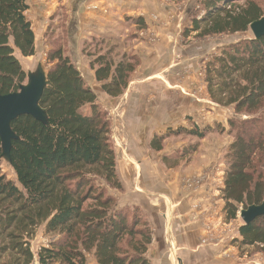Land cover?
<instances>
[{
  "label": "trees",
  "instance_id": "obj_1",
  "mask_svg": "<svg viewBox=\"0 0 264 264\" xmlns=\"http://www.w3.org/2000/svg\"><path fill=\"white\" fill-rule=\"evenodd\" d=\"M27 0H0V93L18 91L27 73L15 55L35 53V32L26 16ZM197 14L183 38L246 33L250 23L264 15L259 0H199ZM142 30L141 16L132 18ZM82 53L104 93L115 98L128 87L139 64L132 47L126 50L117 35L99 34L82 42ZM46 82L38 105L45 122L30 114L11 120L9 165L16 181L2 171L0 140V264H151L147 256L153 242L152 224L136 204L121 205L111 191H122L111 121L98 103L61 37L47 51ZM210 99L232 106L228 120L233 140L225 155L221 187L225 220L237 218L241 208L264 200V35L242 37L210 55L204 65ZM214 126L179 125L154 135L150 146L161 150L162 141L176 134L203 139ZM190 148L181 154L195 150ZM172 167L174 155H164ZM44 226L51 236L36 252L31 238ZM238 249L264 250V214L238 226ZM244 250V249H243Z\"/></svg>",
  "mask_w": 264,
  "mask_h": 264
},
{
  "label": "rangeland",
  "instance_id": "obj_2",
  "mask_svg": "<svg viewBox=\"0 0 264 264\" xmlns=\"http://www.w3.org/2000/svg\"><path fill=\"white\" fill-rule=\"evenodd\" d=\"M27 1L30 5L26 11V16L31 21L32 29H35L38 34L41 33V35L37 40L38 47L35 49L33 55L23 57L18 51L15 52L25 72H35L40 67L44 68L46 71L51 66V64L46 61V54L51 48L53 40L60 36L62 42L64 37L67 54L74 60V63L88 83L91 78L89 74L91 69L89 67L88 57L82 53V42L85 39H91L92 36H99V34H114L120 37V41L124 44L126 50L132 47L139 58V64L131 76L127 90L122 95L115 98L122 99L124 96L127 97V95L124 94H129L130 96L133 93L136 97L147 99L145 100V104H149L151 101L149 105L150 108L155 104V106H161L159 111L169 112L166 114H172V116L183 113L184 119L181 120L180 124L175 121V123L170 124L167 130L169 128L175 130L179 125L189 128L194 124H197L202 129L205 125L214 126L213 129H216L215 124L217 123L225 128L224 132H209L205 138L200 140L194 136L188 137L186 134L170 135L162 141V147L164 149L161 153L174 155L177 162L176 166L180 165L182 169L185 168L186 173H189L191 178L185 181V186L189 190L192 191V189L200 187L202 178H207V176L213 178V181L216 182L217 186L212 189L210 193L211 198L209 205L213 207L212 210L216 217L215 224L218 226L216 228V225H204L203 236L205 237L203 238V244L209 245L217 240V242H221L223 239V245L226 243L227 248L232 250V248L229 247V245H231L234 250H236L235 256L238 259L240 258V260L237 261L239 264H264V250H257L252 247L238 249L237 243L233 240L234 236L237 234L238 226L243 222L239 213L236 219L231 221L225 220L221 187L223 185V171L226 166L224 157L230 146L229 144L233 140V135L229 134L226 129L228 128V120L235 117L237 114H234L232 106L219 105L210 99L204 71V65L210 55L218 52L224 45L233 43V41L242 37L252 35L251 31L248 30L246 33H235L233 35L221 34L218 36H207L203 38L190 37L184 39L182 36L183 31L190 24L192 16L198 13L199 0H159L158 7L156 6V2L154 3L153 0H148V9L152 12L150 15L151 18L156 17L160 7L169 18L173 19L175 17L181 20V29L178 33L164 40L160 34L153 35L148 31L149 22L146 20V26L140 30L132 19L134 17H141V15L136 14H128L124 15V17L120 16L118 23L119 28H117L116 32H109V34L102 33L103 31L80 33L79 19L77 27L73 28V31L69 30V19L72 16L69 0ZM259 3L264 9V0H259ZM41 4L43 5L41 6ZM42 7L43 10L47 7L45 14L42 16L43 20L40 14ZM154 13L157 14L155 15ZM152 15L154 16L152 17ZM41 22L43 23L42 25ZM144 36H147V42L139 43L138 40L143 39ZM146 46L152 47L147 48ZM29 58L30 62L27 61ZM146 81H152L157 85V88L152 86L154 84L147 86ZM95 84L96 86L94 89H96L95 93L98 103L103 106L108 119L111 121V141L116 156H118L126 143L121 136L122 133L120 129V125L122 124V109L120 111L118 107H122L125 103L119 102L117 103L118 107L113 109L112 104L107 102V98L109 97H107L100 88V84L98 82H95ZM110 100L112 99L110 98ZM112 103L115 105L114 102ZM135 105L134 109H136V113L141 118H145L146 113L141 110L143 106H138V104ZM162 128L157 132H160ZM152 134L150 133L149 135L146 134V136L140 137L137 144L139 146L145 145L146 148L149 139L153 137ZM193 143L198 146L195 150L191 151V153L186 152V154L179 155L181 150L185 151L190 148V145ZM147 152L151 156L154 155L150 151ZM1 167L8 179L17 182L14 170L9 165L5 156H1ZM193 167L196 169L199 167L201 168L196 171L188 170ZM167 168H169V166H167ZM111 192L118 197L119 191ZM227 227L226 236L223 230ZM217 229L223 232H218ZM50 239L51 236L45 233L44 226H40L35 235L30 239L32 251L36 252L41 246L47 245ZM176 248L177 247L172 243H169L168 247L162 251V258L160 261L164 259L163 255L165 253L171 259L169 264H179L175 255ZM149 255L152 257V261L158 259V249H155V247L151 248L149 250ZM95 262L94 257L88 255L86 264H95ZM33 264H37V261H34Z\"/></svg>",
  "mask_w": 264,
  "mask_h": 264
},
{
  "label": "crops",
  "instance_id": "obj_3",
  "mask_svg": "<svg viewBox=\"0 0 264 264\" xmlns=\"http://www.w3.org/2000/svg\"><path fill=\"white\" fill-rule=\"evenodd\" d=\"M153 1L156 2L158 7L159 0ZM28 4L30 5L29 2ZM148 4V0H69L72 12L69 19V30L73 31L72 29L77 27L79 19L80 33L103 31L102 33L109 34V32H116L119 28L120 16L136 14L144 16L145 20L149 22L148 31L153 35L160 34L164 40L180 31L182 23L179 18H169L160 7L157 11L158 14L154 13L156 17L151 18L152 12L148 9ZM41 9L40 14L43 20L42 16L45 14L47 7L45 10H43V7ZM33 31L35 32L34 46L36 49L38 47L37 40L41 33L38 34L35 29ZM146 37L144 36L138 42H147ZM27 61L30 62V58ZM43 70L45 71L44 68ZM89 74L91 78L88 83L94 89L97 81L92 70L89 71ZM151 84H154L152 86L157 88V85L152 81H146L147 86ZM94 91L96 92V89ZM124 95H127V97L124 96L122 99H114L106 95L109 97L107 102L112 104L113 109L118 107L117 103H125L122 107H118L120 111L122 109L121 136L126 142L123 150L116 156L117 172L123 186V190L118 192V200L121 205H139L151 222L153 242L149 250L155 247L159 252L158 259L152 261L148 250L147 256L150 258L151 264L170 263L171 259L165 253L163 255L164 259L160 261L162 251L168 247L169 243L177 247L175 255L179 264H239L237 261L240 258L238 259L235 256L236 250L229 244L232 250L226 247V243L223 245V239L221 242H217V240L209 245L203 244V238L205 237L203 236L204 225H216L213 207L209 205L211 190L217 186L213 178L208 176L202 178L200 187H196L191 191L185 186V181L191 178L189 173L185 172V168L182 169L180 165L167 168V165H165L166 163L162 157L168 155L161 153L164 148L154 150L150 146L151 138L146 148L145 145L139 146L137 144L139 138L146 136V134L161 135L175 121L180 124L181 120L184 119L183 113L172 116V114H166L169 112L159 111L161 106H155L154 104L150 108L151 101L149 104H145V100H147L145 98L136 97L133 93L130 96L129 94ZM135 104L143 106L141 110L146 113L145 118H141L136 113ZM161 128L162 130L157 132ZM147 151L154 155L151 156ZM201 167L197 169L193 167L188 170L196 171ZM217 226L215 227L217 228ZM227 229L228 227L225 230L222 229L225 231V235ZM223 231L218 232L222 233ZM235 238H238V233L234 236ZM95 264L97 263L95 262Z\"/></svg>",
  "mask_w": 264,
  "mask_h": 264
},
{
  "label": "water",
  "instance_id": "obj_4",
  "mask_svg": "<svg viewBox=\"0 0 264 264\" xmlns=\"http://www.w3.org/2000/svg\"><path fill=\"white\" fill-rule=\"evenodd\" d=\"M249 25L254 38L264 35V15ZM45 73L42 67L35 72H28L27 82L21 85L18 91L8 94L0 93V140L2 156H5L8 162L12 140L17 138L11 128V120L20 115L30 114L38 121L45 122V112L38 105L46 82ZM262 214H264V200L260 204H252L239 210V216L244 223H249Z\"/></svg>",
  "mask_w": 264,
  "mask_h": 264
},
{
  "label": "built area",
  "instance_id": "obj_5",
  "mask_svg": "<svg viewBox=\"0 0 264 264\" xmlns=\"http://www.w3.org/2000/svg\"><path fill=\"white\" fill-rule=\"evenodd\" d=\"M238 213H239V211H238Z\"/></svg>",
  "mask_w": 264,
  "mask_h": 264
}]
</instances>
